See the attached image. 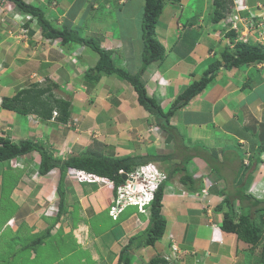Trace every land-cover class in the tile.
Masks as SVG:
<instances>
[{"label":"crops","instance_id":"1","mask_svg":"<svg viewBox=\"0 0 264 264\" xmlns=\"http://www.w3.org/2000/svg\"><path fill=\"white\" fill-rule=\"evenodd\" d=\"M23 1L45 7V10L42 9L44 17L55 27L64 25L77 30L81 37L98 40L102 48L112 52L116 66L130 73L141 68L137 55H142L139 29L136 32H121L123 25H115L117 29L114 30L112 23L105 28L98 26L96 34L95 31L84 30L81 25L87 12L84 4L72 10L74 0ZM260 1L264 3V0ZM103 2L108 8L106 15L110 17V2ZM97 3L99 8L100 4L96 1L91 3L90 8L96 9ZM116 4V8H119L126 4V0H116ZM210 5L206 6L209 8ZM12 9L14 6L9 1L0 0V137L13 143L21 140L40 142L53 158L60 160L81 153L108 157L165 156L161 161L150 160L152 163H163L167 168L166 175L175 168L165 181L168 185L163 187L161 213L166 221L165 230L153 245H132L127 250L130 264H151L154 258H163L167 262L171 260L173 264H260L256 253L259 247L252 248L239 240L235 233L221 230L222 212L214 208L227 195L233 198L235 212L264 209V150H259L264 141V92L257 89L264 82V62L247 64L254 66L259 73L257 77L247 74L246 69L239 66L230 69L219 66L215 80L174 112L170 118L174 130L169 133L158 126L155 117L138 103L136 93L127 81L115 74H100L97 80L85 79V71L94 67L98 60L94 50L76 42L62 44L60 39H46L35 20L26 21L23 14L19 11L15 14ZM118 10H121L119 13L123 11L121 8ZM113 15L112 22L115 23L117 19L115 13ZM203 24L216 46L227 37L219 22L208 20ZM188 26L192 27L194 23ZM176 27L179 37L185 25L178 20ZM212 28L211 33L209 29ZM251 32H247L246 38L249 42L252 38L254 42L257 34L252 35ZM210 48V51L205 48L203 53L197 52L196 46H190L189 50L181 48L178 50L180 56L173 60L167 59L170 53L166 52L163 60L145 67L141 80L146 85L147 94L155 98L163 111L170 107L189 83L200 78L196 72L201 65L206 70L212 61L218 60L214 56L217 50ZM166 59L169 60V71L168 74L163 73H166L168 82L165 84L164 80L158 83V78L163 75L161 68L167 66L163 63ZM218 75L225 76L223 84H218ZM154 81V86L150 85ZM36 86L40 89L48 87V91L38 93L34 88ZM23 90L29 91L28 94L21 96ZM56 99L70 103L65 122L60 121L57 115L53 116V111L59 112ZM3 100H7L9 105L16 102V108L3 106ZM232 138H235V142ZM171 143L178 150L173 155L168 153ZM204 150L207 152L200 154ZM38 160L39 153L33 150L10 162L0 161V202L6 196L4 192L8 191L9 203L13 202L18 209L8 216L5 214L2 227L15 219L16 227L12 228L15 232L26 223L28 227L31 226L30 232L36 233L47 225L39 229L36 221L38 215L29 220L23 218L19 211L23 208L28 212L29 209L43 210L48 205L58 206L56 186L60 168L55 166L40 175ZM5 168L15 170L14 185L11 187L4 181L8 180ZM67 170L63 177L64 193L70 195L72 190L80 193L78 201L85 214L94 217L98 211L107 208L108 197L104 201L98 194V187L103 184L87 183L90 187L82 192L78 180L68 175ZM185 172L196 181L199 191L190 192L180 183L179 177ZM37 176L45 179L48 186L44 190L49 187L48 197L37 195L41 192L38 187L41 181L28 180ZM238 191H244L252 198L241 199ZM253 191L257 194L254 195ZM70 201L71 198L67 200ZM138 215L136 212L122 218L117 236H106L102 231L100 237L97 234L82 241L83 245L81 243L77 249L68 252H78V259L72 263L95 264L96 261L89 262L85 256L88 251L83 249L93 240L98 252V264H116L130 236L142 231L148 223L147 214H143L142 219ZM259 217L264 220V214ZM60 223L56 222L52 232L56 231L58 225L61 227ZM173 244L179 250L177 257L172 251Z\"/></svg>","mask_w":264,"mask_h":264},{"label":"trees","instance_id":"2","mask_svg":"<svg viewBox=\"0 0 264 264\" xmlns=\"http://www.w3.org/2000/svg\"><path fill=\"white\" fill-rule=\"evenodd\" d=\"M7 1L16 7L21 14L31 15L32 19L36 21L38 27L40 28L42 36H44L46 39H60L62 44L76 42L86 45L94 50L98 54V60L94 67L85 71V79L88 81L93 80V78L94 80H97L100 74H115L119 79L127 81L136 93L138 103L155 117L158 126L169 133L174 130V128L170 125V118L173 116L174 112L178 108L187 104L207 86V84L213 79L215 73L217 72L216 69H219V66L222 65L224 68L230 69L232 67H238L242 64L264 61L263 46L255 43L251 44L242 42L239 40L235 41L234 37L236 33L233 29H231L226 32V36L229 37L233 44L232 52L227 49H223L221 52V59L212 61L202 76L199 79L189 83L176 96L170 107L166 111H163L155 98L147 94L146 88L140 78L145 66L152 62L163 60L166 54L164 47L155 36V25L163 7V0H144L140 25L142 39V65L135 74H131L128 71L116 66L113 62L112 52L102 48L98 40L94 38L81 37L77 30L68 28L64 25L61 27H55L52 25L44 17V11L42 8L30 3H26L23 0ZM212 4L213 12L210 20L212 22H218L221 18L226 16V13L229 12L228 8L231 7L232 3L231 0H212ZM34 88L37 89L38 93L48 91V87H43L40 89L38 86H36ZM28 92L29 91L27 90H23L21 92V96L25 93L28 94ZM15 103L16 102H14V105H9L7 100L2 101L3 106H11L13 109L16 108ZM55 104L59 111L57 118L60 121L65 122L69 115L70 103L66 100L56 99ZM33 150L39 153V160L37 163L38 174L44 175L55 166L60 168V176L56 186V193L58 194V212L55 218L57 219L63 212V195H65L63 188V177L68 167L85 170L94 173L97 176L107 178L111 180L116 186L123 181L121 174L118 173L119 169L129 172L136 166L150 162V160L161 161L166 158L165 156L158 154L154 156L135 155L125 157H108L95 153H81L77 155H70L65 159L60 160L53 158L51 153L45 150L43 144L40 142L21 140L17 143H13L8 139L0 137V161L10 162L11 159L17 158L18 156ZM259 150H264V141L259 147ZM174 171L175 168H172L170 171H168L169 173H167V178L159 183L156 190L154 191L149 207L148 223L143 229V238L138 242L139 244L137 245H153L155 241L163 235L166 225V221L161 213L163 187L165 184L164 182ZM179 181L190 192L197 191L199 189V187L196 186V181L187 172L179 177ZM238 195L241 199L252 198L250 195L245 194L244 191L238 192ZM214 209L220 210V212H222L219 225L220 229L235 233L239 240L246 242L252 248L259 247L257 253L258 260L260 264H264V220H261L259 217L260 214H264V209L258 208L257 211L255 209L251 212L243 209L242 213L235 212L233 207V198H229L227 195L223 197L221 203L215 206ZM261 211L262 213H259ZM258 217L260 220L257 221ZM53 225L42 230L44 231L43 237L49 235ZM33 234L35 233H32L31 235ZM40 242L41 240L37 243ZM132 244L133 237H130L128 243L121 249L116 264H130V258L127 254V250L130 249ZM150 263L170 264L163 258H154L150 261Z\"/></svg>","mask_w":264,"mask_h":264},{"label":"rangeland","instance_id":"3","mask_svg":"<svg viewBox=\"0 0 264 264\" xmlns=\"http://www.w3.org/2000/svg\"><path fill=\"white\" fill-rule=\"evenodd\" d=\"M93 1L99 2L100 7L98 8V3H97L96 5L97 8L91 9L90 5H92L91 3ZM103 1L104 0H74L72 2L71 5L72 10H77L80 4H84V8H87V12L86 13L84 12L86 16L83 17L81 24L83 25L84 30L87 29L90 32L95 31V33L98 34V26H100L101 28H105L107 25H111L113 23L112 26L114 30L117 29L115 25L122 24L123 29L121 26V32L125 30H128L130 32L135 30L136 32L138 31V29L140 31L144 0H126V4L124 6L119 7L123 10L122 13H119L118 11L121 10H118L119 8H116L117 7L116 0H109L110 3L108 4H110L109 7L111 8L110 17L106 15L108 8L105 7L104 5L105 2ZM254 1L255 0H249V3L254 4L255 3ZM209 3H211V5L208 8V6L206 5ZM42 9L45 10V7H42ZM212 9H213L212 0H207V2L206 0H180V1L163 0V7L155 25V36L157 40L164 47L165 53L166 52L170 53V56H167V59L173 60L176 57H179L180 54L178 53V50L181 48H184V50H189L190 46L193 47L196 46V51L200 53H203L205 48H207V51H210L211 50L210 47L213 48L215 47L217 52L216 54H214V56L216 55L218 60L221 59V52L223 51V49H227L230 52H232L233 44L231 41H228L230 40L228 37H226L225 40H223L221 43H218L216 46V42H214V40L210 37V35H207L208 33L206 28H204L203 23H206L212 17V12H213ZM115 10H117V12H114ZM232 10L233 8L231 7L228 8V11L230 13ZM90 13L92 15H90ZM114 13H115V18L117 19L115 23L112 22L114 18L113 15ZM129 14H131V16H128ZM178 20L180 21L181 24L185 25V30H183L180 33L179 37L177 36L178 33L176 32L177 29L176 24ZM189 23H194V26L189 27L188 26ZM207 24H211V22H208ZM200 25H203V27ZM218 25L222 26L221 22ZM213 29L214 28H212L211 30L209 29V31L212 33ZM253 31L256 32L257 29H254ZM255 32H251V34L253 35L255 34ZM96 34H94V36H96ZM250 36L251 35H249V37ZM115 38L116 37H114V41L117 42V39ZM250 41L251 42L249 43L253 42L252 38L250 39ZM122 53H124V50L122 51ZM137 55L138 57H140V60L142 62V55L139 54ZM167 59L163 62L166 63L167 66L161 68V73L166 72L168 74L170 64H169V60ZM158 62L159 61H155L153 63L156 64ZM202 66L203 65H201L200 68H198V71L196 72L197 77H201L205 71L204 67ZM239 68L246 69L245 72L247 74L251 73L253 77H257L256 75L259 74L255 71L254 66H247V64H242L239 66ZM219 69L217 68L216 71L219 72L220 71ZM137 72L138 71L131 74H135ZM166 73H163V75H161L158 78L157 80L158 83L164 82L165 80V84H167L168 81L166 79ZM213 80H215V77L209 83H212ZM225 80L226 79L224 75L219 76L218 84L220 83L223 84ZM155 83H156L155 81L151 82L150 85L154 86ZM257 89H262L264 92V82L260 86H258ZM258 91L259 90H257L256 93ZM225 138H227V136ZM232 141L235 142V138H232ZM174 149L175 147L173 143H171V148H168V153L171 155L177 153L178 150L176 149L174 150ZM206 152L207 150L206 151L204 150L201 151L200 154ZM236 153H239V151H236ZM112 154L116 155V153H112ZM199 158L201 159V157ZM154 164L156 165L157 169L160 172L166 174L167 168L163 165V163H154ZM5 170L7 172L5 171L4 172L6 174L8 173L7 175L8 180L4 179L5 184L11 187L12 185H14V181L12 180L13 177L16 175L15 170L12 168L10 169L5 168ZM176 173L177 172L174 173V176ZM34 179L37 180L38 182L41 181L39 182L38 185L41 192L40 193L38 192L37 195L44 194L48 197L47 189L49 187L46 188V190H44L45 187L48 186L46 184V181L44 182L45 179L43 177H38V176L36 178H32V177L28 178V180H31L32 182H34ZM28 182L31 183L30 181ZM78 182L80 184V190L82 192L86 191L87 187H90L87 184L88 182L86 181H78ZM81 184H83L82 185L83 187L81 186ZM167 185L168 183L165 182L164 186ZM253 192L254 195L257 194L256 191ZM4 194L6 196H4V198L2 197L0 202V264H49L51 262H53L54 264H73L72 261H76L78 259L76 256L78 252L68 253L70 250L77 249L81 243H82L81 245H83L82 241L86 240L88 237L90 239L93 235H97V234L100 237V232L102 231L105 232L106 236L110 234L117 236L118 235L117 230L119 227L120 220L122 218L128 217L129 215H132V213H136V207L127 206L118 215L116 219H112L111 216L108 215L107 209H109V205L113 204L114 201V194H115L114 184H110V185L103 184V186L98 187V194H101L104 201H106L108 197L109 203L108 205H106L107 208L105 207L103 210L98 211V214H96L94 217H92V214H85L81 202L78 201L80 193H77L74 190H72L70 195L68 194L63 195L64 198L63 212L61 213L58 219L55 218L56 216H49V215L45 216L44 213L46 212L50 213L51 211L50 205L46 206V208H44L43 210L35 209V211H33L29 209L28 212H26V210L23 208L19 211V214L20 215L22 214L21 216H23V218H28L29 220L32 218L33 219L36 218L38 215L37 217L38 220L36 219V221L39 224L38 225L39 229L40 226H42L43 228L45 225H47L46 227H49L53 224H54L53 226H55L56 222L60 223L61 219H63V222L65 224L63 222L60 223L61 227H59L58 225L56 227V231L52 232L51 229L49 235L43 237L44 231L42 230L45 229L46 227H44L42 230L41 229L38 230L37 233L31 235L32 234L30 232L31 226L29 225L28 227L26 223H23L19 228H17V231L15 232L13 230L15 229L16 227L15 224L17 223L15 219L9 220L7 222L8 225L2 227L3 219H6L5 214L9 215V213L18 211L17 206L13 202L12 204L9 203V199L7 198V196L9 195L8 191H6V193L4 192ZM67 197L68 199L71 198L70 202H67L68 200ZM54 206L55 207H53V211L55 212L57 211L58 206L56 205ZM146 214L149 215V207L146 209ZM138 217L142 219L144 216L143 214H139ZM17 218L19 219L20 216L19 217L17 216ZM258 220H260L259 217L257 218V221ZM33 227H35V225ZM130 237H133L132 245L138 243L143 238V230L136 232L134 235ZM40 240L41 242L37 243ZM81 247L83 248V246ZM95 248L96 245L94 241L90 240L88 247H85L83 249L88 251V253L85 256L86 258L89 259V262L91 263L92 261H96L95 264H98V252L96 251ZM258 250L259 248L256 249V253H258ZM178 251L179 250L177 248V252L174 253V256L179 255ZM62 256L63 258H61Z\"/></svg>","mask_w":264,"mask_h":264},{"label":"built area","instance_id":"4","mask_svg":"<svg viewBox=\"0 0 264 264\" xmlns=\"http://www.w3.org/2000/svg\"><path fill=\"white\" fill-rule=\"evenodd\" d=\"M248 1L231 0V8L233 10L231 13L228 12L224 18H221V25L225 31L231 29L235 31V41H246L247 32L257 29L256 32L254 31L257 34L256 40L261 45H264V11H258V8L261 7L260 2L250 4ZM11 11L18 14L16 7ZM23 17L26 20H32L29 14H23ZM53 114L56 115V112H53ZM118 173L125 175V178L116 185V197L113 205L109 207V214L114 218L126 204L137 205V211L145 213L144 205L150 203L153 192L158 184L165 180L166 174L160 172L153 163L138 165L129 172L119 169ZM75 175L78 181H96L98 183L103 181L91 173L82 171H76ZM173 250L175 253L177 252L175 246H173Z\"/></svg>","mask_w":264,"mask_h":264},{"label":"clouds","instance_id":"5","mask_svg":"<svg viewBox=\"0 0 264 264\" xmlns=\"http://www.w3.org/2000/svg\"><path fill=\"white\" fill-rule=\"evenodd\" d=\"M124 0H121V2H123ZM255 2H260V4H261V7L260 8H258V11L260 12V11H264V10H262V7H264V3H262L260 0H256ZM227 14V13H226ZM225 14V15H226ZM34 20V19H33ZM221 20V19H220ZM220 20L218 21L219 23H220ZM26 21H28V20H26ZM29 21H31V20H29ZM221 29H223V27L221 26ZM224 30V29H223ZM227 31H229V30H227ZM227 31H223L224 32V35L226 36V32ZM236 36V35H235ZM228 37V36H227ZM229 38V37H228ZM234 39H235V37H234ZM247 41V40H246ZM242 42H245V41H242ZM247 43H249V41H247ZM258 44V45H261L259 42H257V40L256 41H254V42H252L251 44ZM261 46H263L264 47V45H261ZM264 62V61H263ZM53 112H56V111H53ZM56 115H58V113L56 112ZM53 116H55L54 114H53ZM147 163H152V162H147ZM146 164V163H145ZM154 164V163H153ZM142 165V164H141ZM156 166V165H155ZM68 170H67V172H68V175H70V176H72V177H75L76 175H75V172L76 171H82V172H85V173H91V172H88V171H85V170H80V169H75V168H70V167H68L67 168ZM91 174H93L96 178H100V179H102L103 181H100L99 183L98 182H96V181H94V182H88V183H98V184H106V185H110V184H113V182L111 181V180H109V179H107V178H104V177H100V176H97L96 174H94V173H91ZM122 176V175H121ZM76 178V177H75ZM166 178H167V175H166ZM165 178V179H166ZM77 180V179H76ZM123 180V179H122ZM162 182V181H161ZM160 182V183H161ZM118 185V184H117ZM156 190V189H155ZM154 193V192H153ZM116 197V186H115V194H114V198ZM152 200V199H151ZM151 202V201H150ZM113 203H114V201H113ZM111 205H113V204H111ZM111 205H109V207L111 206ZM127 206H134V207H136V212L138 213V214H146V211H145V213H140V212H138L137 211V205H134V204H126L118 213H117V215L113 218L110 214H109V209L107 210V212H108V215L109 216H111V218L112 219H116L117 217H118V215L125 209V207H127ZM148 207H150V203H146L145 205H144V208H145V210L148 208ZM51 211H50V213H48V212H46V213H44L45 214V216H47V215H49V216H56L57 215V212H58V207H57V211H53V206H51V209H50ZM48 216V217H49ZM147 216H149V215H147ZM173 246H175L174 244L171 246L172 247V251H174L173 250ZM179 252V251H178ZM173 253H175V252H173ZM178 255H175V257H177ZM169 263H172L171 262V260L169 261Z\"/></svg>","mask_w":264,"mask_h":264},{"label":"water","instance_id":"6","mask_svg":"<svg viewBox=\"0 0 264 264\" xmlns=\"http://www.w3.org/2000/svg\"><path fill=\"white\" fill-rule=\"evenodd\" d=\"M125 178V175H122V179H124Z\"/></svg>","mask_w":264,"mask_h":264}]
</instances>
